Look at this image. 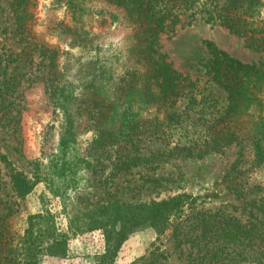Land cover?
<instances>
[{
  "label": "trees",
  "instance_id": "16d2710c",
  "mask_svg": "<svg viewBox=\"0 0 264 264\" xmlns=\"http://www.w3.org/2000/svg\"><path fill=\"white\" fill-rule=\"evenodd\" d=\"M67 1L73 14L79 13L76 1ZM108 1L122 9L130 23L129 35L115 43L103 31L65 24L64 32L71 35L68 45L81 47L74 54L73 71L68 69L70 52L57 45L28 44L20 37L25 47L16 53L0 42V114L9 115L8 122L15 120L16 126L24 91L39 83L59 109L82 111L93 131L83 167L92 171L95 186L105 187L138 167L156 170L174 159L224 154L236 146V158L222 176L233 201L209 205L191 194L175 193L68 208L63 200L66 230L102 231L106 247L95 264H112L128 235L143 227L168 233L180 252L186 251L185 264H264V180H251L249 175L264 168V114L253 110L254 104L264 103V67L205 41L209 56L202 68L226 93L218 107L211 91L204 95V89L176 70L159 47L163 34L173 33L184 20L191 23L198 14L264 47V0ZM79 18L73 15L72 21L78 23ZM0 162H5L18 197L30 193L40 180L52 182L40 168L30 176L11 165L6 153L0 154ZM92 162L100 169H91ZM150 178L153 186H161L160 178ZM4 206L0 264H40L43 256L65 254L67 231L59 228L50 209L29 214L18 233L9 224L17 209L7 206L4 211ZM130 264L169 262L165 249L153 246Z\"/></svg>",
  "mask_w": 264,
  "mask_h": 264
},
{
  "label": "rangeland",
  "instance_id": "374dc122",
  "mask_svg": "<svg viewBox=\"0 0 264 264\" xmlns=\"http://www.w3.org/2000/svg\"><path fill=\"white\" fill-rule=\"evenodd\" d=\"M74 1L81 8L75 14L67 0H0L1 44L16 53L25 47L20 37H25L28 44L43 41L57 45L70 52L67 55L68 69L73 71L76 63L73 61L74 54L80 52L81 47L68 45L66 39L71 35L64 32L65 24L82 25L93 32L103 31L115 43L129 35L130 23L121 8L108 0ZM17 2H22L19 8ZM15 9H18L16 13ZM17 15L21 18L18 19ZM73 15L80 17L78 23L72 21ZM203 17V14H198L191 23L182 21L173 33L160 37L159 47L176 70L195 80L204 89V95L211 91L216 104L221 107L226 93L202 68L209 56L205 41L237 59L260 67H264V47L250 44V40L220 24L207 23ZM261 17L264 18V7ZM23 97V109L16 126L12 124L15 120L8 122L9 115L4 117L3 113L0 114V154L6 153L11 165L30 176L39 168L48 172L52 182L40 180L30 193L18 197L11 189L5 162H0V207L5 205L4 211H7V206L17 209L9 219L12 231L22 233L26 217L46 209L54 213L59 228L67 231L63 213L65 201L68 208L79 205L89 207L88 202L97 205V202L122 198L136 202L175 193L191 194L209 205L233 201L228 183L223 181L222 176L236 158V146L226 149L224 154L216 153L200 159H174L162 163L156 170L138 167L132 170V174H120L105 187L103 184L95 186L93 176L90 177L92 171L83 167L93 131L82 111L76 107L69 108L67 112L59 109L40 83L26 89ZM253 107L256 113L264 114V103L261 107L260 103ZM36 161L40 165L37 166ZM93 164L95 162H92L91 169H100ZM249 175L251 180H264V168L249 171ZM149 176L160 178L158 183L161 186H153ZM66 246L64 255L43 256L40 264H95L96 256L104 252L106 243L102 231L96 228L67 231ZM153 246L165 249L169 264H185L184 248L181 253V248L175 246L168 233L159 235L151 227L129 234L112 264H130L147 254Z\"/></svg>",
  "mask_w": 264,
  "mask_h": 264
}]
</instances>
